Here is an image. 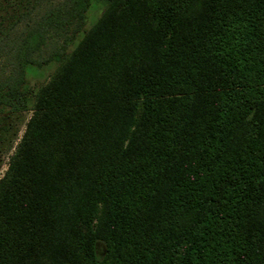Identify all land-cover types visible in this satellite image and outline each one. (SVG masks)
I'll return each instance as SVG.
<instances>
[{
	"label": "trees",
	"instance_id": "1",
	"mask_svg": "<svg viewBox=\"0 0 264 264\" xmlns=\"http://www.w3.org/2000/svg\"><path fill=\"white\" fill-rule=\"evenodd\" d=\"M58 60L0 180V264H264V0H0V113Z\"/></svg>",
	"mask_w": 264,
	"mask_h": 264
},
{
	"label": "rangeland",
	"instance_id": "2",
	"mask_svg": "<svg viewBox=\"0 0 264 264\" xmlns=\"http://www.w3.org/2000/svg\"><path fill=\"white\" fill-rule=\"evenodd\" d=\"M104 8L105 7L101 3H96L87 10L82 30L64 51L65 56L73 49L77 40L96 22ZM58 43L59 41L57 39L47 40L45 47L41 51V57H46L47 53L57 47ZM59 62L60 60L49 61L46 64H42L40 67L35 65L27 66L24 71L23 85L27 106L17 111L5 109L0 113V180L4 178L6 171L10 169L14 155L25 136L27 126L34 113V100L37 91H39V89H41L56 73L60 67ZM96 247L98 254L102 249L98 244Z\"/></svg>",
	"mask_w": 264,
	"mask_h": 264
}]
</instances>
